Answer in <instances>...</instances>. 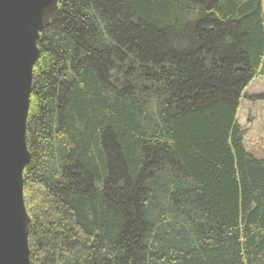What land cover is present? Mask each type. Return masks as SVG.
<instances>
[{"label": "trees", "instance_id": "1", "mask_svg": "<svg viewBox=\"0 0 264 264\" xmlns=\"http://www.w3.org/2000/svg\"><path fill=\"white\" fill-rule=\"evenodd\" d=\"M38 48L30 264H264V0H58Z\"/></svg>", "mask_w": 264, "mask_h": 264}, {"label": "water", "instance_id": "2", "mask_svg": "<svg viewBox=\"0 0 264 264\" xmlns=\"http://www.w3.org/2000/svg\"><path fill=\"white\" fill-rule=\"evenodd\" d=\"M57 1L0 0V264H30L26 122L40 33Z\"/></svg>", "mask_w": 264, "mask_h": 264}, {"label": "rangeland", "instance_id": "3", "mask_svg": "<svg viewBox=\"0 0 264 264\" xmlns=\"http://www.w3.org/2000/svg\"><path fill=\"white\" fill-rule=\"evenodd\" d=\"M264 93V78L257 77L244 90L237 117L246 131L244 146L257 159H264V100L256 97Z\"/></svg>", "mask_w": 264, "mask_h": 264}]
</instances>
